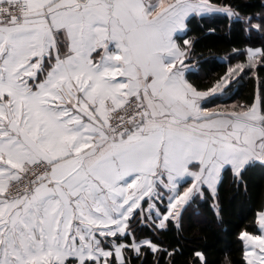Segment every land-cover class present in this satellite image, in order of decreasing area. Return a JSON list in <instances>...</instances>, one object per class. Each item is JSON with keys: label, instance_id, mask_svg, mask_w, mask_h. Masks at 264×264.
<instances>
[{"label": "crops", "instance_id": "obj_1", "mask_svg": "<svg viewBox=\"0 0 264 264\" xmlns=\"http://www.w3.org/2000/svg\"><path fill=\"white\" fill-rule=\"evenodd\" d=\"M22 1L28 14L0 25V45L11 48L9 56H0V80L16 81L13 88L0 87V179L6 181L1 187L0 180V191L36 161H48L50 168L24 198H0V215L8 205L35 201L43 212L33 217V231L51 225L57 234L66 232L70 242L76 237L75 247L45 246L31 255L83 254L74 264H99L98 256L114 254L112 238L127 231L131 185H145L146 177L155 174L179 178L193 173L190 187L201 182L213 192L225 167L238 173L251 161L264 162V114L258 100L247 109L202 106L235 78L231 71L207 92L193 90L185 79L189 43L182 48L177 37L186 31L189 16L210 15L195 11V0ZM73 5L87 6L77 8L86 11L85 23L68 24L65 17L73 14ZM85 33L93 47L84 53V64L74 67L69 58ZM247 52L248 58L260 53ZM131 97H140L148 113L122 136L109 135L110 115ZM122 140L138 164L111 185L92 179L104 188L103 200L68 183L81 160ZM100 203L112 204L99 213ZM257 220L260 236L252 238L251 251L254 263L264 264V211ZM83 241L86 248L80 252Z\"/></svg>", "mask_w": 264, "mask_h": 264}, {"label": "trees", "instance_id": "obj_2", "mask_svg": "<svg viewBox=\"0 0 264 264\" xmlns=\"http://www.w3.org/2000/svg\"><path fill=\"white\" fill-rule=\"evenodd\" d=\"M205 1L227 13L186 19V31L177 41L182 48L189 43L183 63L187 83L207 92L232 69H241L221 94L207 97L202 106L247 109L258 100L264 114V0ZM251 48L260 52L253 67L247 57ZM180 186L184 190L188 183ZM263 211L264 162L251 161L238 173L225 167L213 193L202 187L162 228L146 217L130 218L126 233L112 240L124 245L121 264H247L243 235H260L257 217ZM108 264H118L114 254Z\"/></svg>", "mask_w": 264, "mask_h": 264}, {"label": "snow or ice", "instance_id": "obj_3", "mask_svg": "<svg viewBox=\"0 0 264 264\" xmlns=\"http://www.w3.org/2000/svg\"><path fill=\"white\" fill-rule=\"evenodd\" d=\"M53 7L57 6L53 5ZM72 7L73 14L65 17L68 24L76 26L85 23L86 11H79L77 8L86 9L87 6L73 5ZM92 47L90 36L86 33L83 34L76 42L74 48L76 55L69 58L70 64L74 67L82 66L86 59L84 53L90 51ZM105 139L101 135V140ZM113 157L115 158L113 159ZM79 164V170L68 183L77 192L83 191L94 198L103 200L105 198L102 194L104 188L94 184L92 179L99 178L104 185H111L121 177L123 172L136 167L138 160L127 141L122 140L119 143L111 144L107 151L102 149L100 155L94 156L88 161L81 160ZM0 207H4L2 201H0ZM39 211L40 206L34 201L25 206L8 205L4 214L0 215V264H25L26 257L42 251L45 246L61 249L68 248L70 245L75 247V236L70 242L66 232L60 231L57 234L51 225L47 229L41 228L38 232L33 231V217ZM73 260L74 257H69L65 264H73Z\"/></svg>", "mask_w": 264, "mask_h": 264}, {"label": "rangeland", "instance_id": "obj_4", "mask_svg": "<svg viewBox=\"0 0 264 264\" xmlns=\"http://www.w3.org/2000/svg\"><path fill=\"white\" fill-rule=\"evenodd\" d=\"M14 1L25 2L22 0H14ZM195 11L205 13V14H210V15L216 14V13H227L225 12V9L212 6L209 3H207L205 0H195ZM10 52H11V48L6 46V44L0 45V56H3V57L9 56ZM257 59L258 58H256L255 55L252 56V58H248V61H249L248 66L253 67V63L254 62L257 63ZM255 63H254V66H255ZM240 70L238 68L232 69L230 72V77L233 78L234 76H236L240 72ZM19 82H23V81H19ZM15 86H16V81L10 78H4L0 80V87L2 88H13ZM23 86L25 87L26 84H23ZM123 104L124 102L121 105ZM119 107H117L116 109H118ZM236 107L239 108L237 105L233 104L231 105L230 108L235 109ZM261 143L264 144V139L261 140ZM0 151H1V148H0ZM46 162L49 163L48 161ZM49 168H50V163H49ZM191 174L182 175L179 178L171 177L166 174L162 176H157L158 174H155L153 176L146 177L145 185H140V183L131 185L130 187L131 189L130 199L131 200L129 203L130 211H131L130 218H134L135 220L138 218L141 220L142 218L146 217L150 222L155 223L158 228H162L168 219H175L179 215L183 206H185V204L188 201H190L195 195L200 194L201 188L204 187L201 182L198 183L200 184V186L192 185L190 187L191 182H194V180L196 179L194 175H191ZM175 179L179 180V182H177L178 185H174ZM0 180H3L4 182L1 185L2 187L4 184H6V181L4 178H1ZM185 182L188 183V187L183 190V187L180 185H183ZM6 188L3 187L1 189L0 198H5L4 192ZM17 200H20V199H17ZM110 204L112 203H100L99 213H102V212L104 213L106 210H108L107 207ZM162 208L165 211L164 213L161 212ZM42 212H43V209H41L38 214L41 215ZM252 238H255V236L243 235V241L246 247L247 264H255L254 262L256 261V258L252 256L253 254L251 251L253 249V239ZM107 242H110V241H107ZM85 244L86 243L84 241L81 242V248L79 250L80 252L85 251V248H86ZM115 246L116 247L113 249V252H114V255L116 256L117 263L121 264L123 261L121 249L124 247V245L121 243L117 245L115 244ZM133 249L137 251L138 245L134 244ZM110 254L111 253H105L103 256H98L100 259L95 256L97 259H99V261L96 260V262H98L99 264L101 263L104 264V259L106 257L108 259L111 256ZM83 256H84L83 254L82 255H68V256L30 255L26 257L25 264H31V263L32 264H65V261L68 260L69 257H74V260L75 259L79 260V259H83ZM262 260L264 261V258ZM74 263L75 262H73V264Z\"/></svg>", "mask_w": 264, "mask_h": 264}, {"label": "built area", "instance_id": "obj_5", "mask_svg": "<svg viewBox=\"0 0 264 264\" xmlns=\"http://www.w3.org/2000/svg\"><path fill=\"white\" fill-rule=\"evenodd\" d=\"M29 8L25 2L5 0L0 2V25L17 21L28 14ZM147 111L146 104L139 97H132L118 109H115L108 119L107 131L111 136H120L128 131L133 124L140 121ZM49 163L43 160L29 165L22 174L9 183L4 196L7 199H20L32 190L33 186L48 173Z\"/></svg>", "mask_w": 264, "mask_h": 264}]
</instances>
